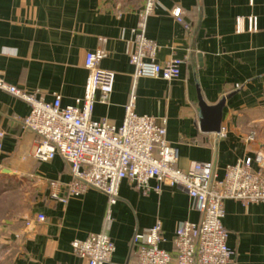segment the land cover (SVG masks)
Instances as JSON below:
<instances>
[{
    "label": "crops",
    "instance_id": "0c3cea01",
    "mask_svg": "<svg viewBox=\"0 0 264 264\" xmlns=\"http://www.w3.org/2000/svg\"><path fill=\"white\" fill-rule=\"evenodd\" d=\"M175 7L183 11L188 31L171 16ZM141 11L139 0H0L3 79L46 102L58 95L62 107L72 106L84 94L85 55L101 47L100 67L115 74V83L108 102L95 104L94 121L120 126L134 97L138 115L165 122L178 169L194 172L200 165L219 179L226 167L264 153V0H159L144 34L158 47L157 63L182 62L171 82L134 78L129 54ZM219 103V131H208L200 105ZM29 111L28 104L0 91V264H85L72 242L101 233L115 246L105 264H136L135 234L159 222L160 248L171 252L177 227L201 220L179 188L143 195L124 180L111 207L94 190L67 195L71 176L62 157L40 162L34 156L39 137L22 126ZM252 168L260 169L256 162ZM53 192L67 202L53 199ZM224 210L231 264H264V203L228 200ZM37 215L45 220L38 222Z\"/></svg>",
    "mask_w": 264,
    "mask_h": 264
},
{
    "label": "built area",
    "instance_id": "2783aa9c",
    "mask_svg": "<svg viewBox=\"0 0 264 264\" xmlns=\"http://www.w3.org/2000/svg\"><path fill=\"white\" fill-rule=\"evenodd\" d=\"M139 2L142 11L133 31L135 46L129 54V62L135 68L134 78L174 81L180 76L182 62L173 58L164 64L157 63L158 47L144 34L146 19L153 14L159 0ZM171 16L189 30L180 7H175ZM249 21L251 31H255V20ZM104 57L101 47L85 55L84 94L75 105L65 107L58 95L49 103L34 93L8 84L0 71V91L30 107L22 126L39 137L36 160L47 162L56 155L62 157L71 176V181L65 185L67 195L81 196L94 190L108 198L109 207L117 202L124 180L143 195L160 193L163 187L179 188L188 195L201 220L198 223L183 222L177 227L171 252L160 248L164 242L161 223L135 234L132 246L136 264H231L234 253L227 246L228 233L222 225L224 205L228 200L243 205L264 203V153H257L254 160L246 158L226 167L223 179H219L215 171L205 170L200 165L195 166L194 172L178 169L177 149L166 141L165 122L138 115L134 97L125 106L120 126L94 121L95 104L108 102L115 83V74L100 67ZM223 136V133L218 134L217 139ZM3 137L4 132L0 130V151ZM253 140L254 137L249 138L250 142ZM253 162L259 170L252 168ZM51 185L56 189L59 184ZM52 198L64 204L67 202V198L54 192ZM111 215L108 209L107 226L111 223ZM44 220L43 215H37L38 222ZM71 245L74 254L85 264L108 263L115 252L114 244L105 233L91 234Z\"/></svg>",
    "mask_w": 264,
    "mask_h": 264
},
{
    "label": "water",
    "instance_id": "95a60500",
    "mask_svg": "<svg viewBox=\"0 0 264 264\" xmlns=\"http://www.w3.org/2000/svg\"><path fill=\"white\" fill-rule=\"evenodd\" d=\"M223 104L219 103L215 107H205L203 104L200 105L201 115L204 122L208 125L207 130L212 132H218L221 123V110Z\"/></svg>",
    "mask_w": 264,
    "mask_h": 264
}]
</instances>
